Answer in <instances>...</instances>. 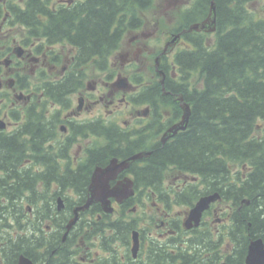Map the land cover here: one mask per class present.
<instances>
[{"label":"trees","instance_id":"1","mask_svg":"<svg viewBox=\"0 0 264 264\" xmlns=\"http://www.w3.org/2000/svg\"><path fill=\"white\" fill-rule=\"evenodd\" d=\"M152 1L24 0L23 8L14 13L15 20L31 35L43 36L49 43L63 41L75 48L72 67L80 66L83 78L84 66L92 64L100 69L107 65L126 31L142 24L139 12ZM212 1L215 31H187L181 40L184 46L172 52V62L167 65L164 60L160 65L165 70L164 88L168 93H164L159 80L142 85L136 100L156 102L152 119L132 128L116 123L83 124L81 135L95 133L102 144L90 147L77 169L55 175L60 176V189L49 188L48 178L54 173L36 172L27 165L29 143L23 136L32 133L29 124L23 122L10 134L0 132V220L14 217L18 227L25 231L19 233L17 240L4 236L1 239L5 264H14L20 253L38 260L48 256V264H66L68 257L63 255L62 247L67 244L60 242L59 237L63 220L57 215L69 213L73 205L84 202L96 165L103 166L112 157L125 158L143 150L150 154L131 164L140 165L134 170L135 194L115 211L135 212L132 209L141 204V196L150 197L160 189L168 211L172 205L191 207L200 196L214 191L223 200L232 199L234 206L220 231L205 220L200 227L184 231L178 228V220H173L175 235L157 242L147 236L146 226L139 227L142 237L150 240V259L146 264H218L222 259L227 264H244L250 239L261 237L264 241V141L258 143L253 137L255 132H264V15L259 16L251 8L256 0H191L181 10V21L172 31L178 33L204 20ZM72 75L73 72L67 75L65 83H50V92H46L49 99L63 100L67 105L70 92L77 88ZM142 79L141 74L133 77L137 83H143ZM179 97L190 106L187 126L163 143L158 139L160 132L181 117ZM167 108L169 116H165ZM258 121L263 122L262 130ZM33 142L37 145L38 139ZM243 166L250 170L240 179ZM171 169L189 174L194 180L178 190L166 185L163 181ZM64 191L72 192L75 199L63 195L66 205L57 212L55 197ZM246 197L249 205L241 206ZM23 200L29 204L26 208ZM32 206L42 214L40 220H51L54 233H39L32 238L31 230L27 232L30 223L23 221L21 214ZM100 211L97 203L86 210ZM139 219L116 218L113 222L118 225L111 227L138 228L135 224ZM147 222L153 227V218Z\"/></svg>","mask_w":264,"mask_h":264},{"label":"flooded vegetation","instance_id":"2","mask_svg":"<svg viewBox=\"0 0 264 264\" xmlns=\"http://www.w3.org/2000/svg\"><path fill=\"white\" fill-rule=\"evenodd\" d=\"M23 6L24 0H0V119L6 124L4 129H0V132L3 131L5 132L4 134H10L18 130L23 122L29 124L28 128L31 129L33 134L29 133L23 136L29 143L27 148V165L36 172L54 173L53 176L48 178L50 181L48 184L49 188L53 190L60 189L62 187V183L59 182L60 176L55 175L66 172L67 169H77L78 165L85 159L87 150L90 147L96 146V140L100 139L92 132L81 135L80 129L83 124L95 126L97 123L101 125L116 123L123 128H132L139 124H146L155 115L156 102L140 103L136 100L139 92L142 90V85L150 84L149 81L144 77L142 79L143 83L142 81L141 83H137L133 80L135 74H140L138 69H134L138 64L139 57L150 48L146 42L148 37H145V35H149V33L154 34L155 30H151L148 34H145L144 32L139 33L142 24L134 28L135 34L129 38V42L120 46L116 50L117 53L113 55V58L120 62L121 70L117 72L113 70L109 71L110 67L117 65V63L112 62V56L110 55L104 68H95L99 73L103 74V78H100L99 81H88L83 85L84 77H81V67H72L75 48L72 47L68 55L61 56L57 48L65 47L67 43L63 41L49 43L43 36L31 35L24 25L15 20L14 12L19 8H23ZM187 31H189L188 28H185L179 32V41L182 40L183 34ZM170 49L172 47L165 54H161L163 47L156 51L154 69L155 58L158 55L160 56L159 65H161L168 54L172 52ZM61 59L64 60L65 64L59 67L57 75L53 74ZM72 72V76L77 82V88L70 92L67 105L63 100L55 101L49 99L46 92H50V83H65L67 75ZM155 72L158 73L156 70ZM119 78L123 79V81H119ZM164 91V93H168L165 89ZM148 97L149 99L152 98L151 95ZM74 98L77 100L76 103L74 102ZM101 107L110 113V115L116 116L118 120L109 119L104 114H95L94 110L98 109V111H101ZM127 112L131 115V120L134 123L129 124L124 120L121 123L119 122ZM262 127L263 125L259 127V130H262ZM49 129L51 133H48ZM165 130L166 128L160 132L159 140ZM253 137L258 143L263 144L264 132H255ZM34 138L38 139L37 145L33 142ZM125 158L118 159L122 160ZM108 162L103 166H96L105 167ZM137 166L139 167L140 165L138 164ZM137 166L132 167L130 165L118 173L116 178L110 181V186L125 178H129L133 181L135 189L134 170L138 168ZM95 167L91 172L90 180ZM249 170V166H243L239 178L243 179ZM193 180L191 175L181 173L173 184L168 183L166 179L163 183L166 185L170 184L178 190ZM237 184L240 185L239 182ZM39 185L42 186L44 184L41 181ZM69 192L64 191L62 195L58 194L55 197V203H57V198L61 197L65 207L67 199L63 195L68 193L69 197L75 199L73 193ZM164 197L161 189L153 192L150 197L141 196V204L144 206V204H148L150 201V204L154 206V208H151L154 209L155 213L154 216L142 213L140 217L141 220L144 218V224L140 226L137 223L135 226H138V228L130 230L113 228L111 226L118 225L113 222L116 218L131 220V216L135 212L107 213L103 211L99 202L96 203L99 204L102 211L94 213L86 212V210L80 211L78 220L73 228L68 231L65 238L66 225L74 216L73 209L77 205H73L69 213L57 215V217L61 216L63 220V229L59 231V237L60 242H66L67 244L62 247L64 249L62 251L63 255L65 254L68 257L66 264H146V261H149L150 258L147 256L149 250L147 251L148 248L145 249L144 245L146 242L149 243L150 240L142 237L139 227L146 226V230L151 228L152 230H148L147 236L150 239H155L157 242L165 241L169 239V236L175 235L176 231L172 223L173 220H178L179 229L188 231L183 227V220L187 212L181 218L176 217L174 213L168 211L169 208L166 207L167 204ZM171 197L169 198L170 201ZM126 200L119 204L112 199V204L115 209H120ZM21 202L27 203L25 200ZM220 202L225 203L226 207L217 206L221 204ZM249 203V198L246 197L241 201V206H243L242 204L249 205ZM26 206H29V204ZM27 209H31V207ZM233 209V200H223L220 194V199L211 203L210 207L204 212L202 222L204 220L207 221L206 219L209 218L208 221L211 222V227L215 228L216 231L223 230L220 228V223L223 225L227 223L229 219L227 214L228 212H233ZM132 210H137V205ZM40 216L42 214L36 212L33 216L34 218L28 216L31 218L29 219L26 217V223L27 221L30 223V228L27 229V232L31 230L33 233L32 238L39 233L47 236L55 232L50 225L51 220L46 217L40 220ZM21 217L23 218L25 215L22 213ZM150 218L154 219L152 223L153 227H150V223L146 222ZM6 220L11 221V225H9L11 228L9 233L4 237L17 240L19 233L25 231L18 227V223L14 217H9ZM13 229L15 231H12ZM133 231H138L139 233V248L135 256L131 251ZM2 246L3 243L0 244V264H5ZM20 254L17 255V259ZM29 258L32 260V264H48L49 262L48 256L46 259L41 258L40 260ZM17 259L14 264H17ZM244 264H246L245 258Z\"/></svg>","mask_w":264,"mask_h":264},{"label":"water","instance_id":"3","mask_svg":"<svg viewBox=\"0 0 264 264\" xmlns=\"http://www.w3.org/2000/svg\"><path fill=\"white\" fill-rule=\"evenodd\" d=\"M216 29V14H215V4L212 1L207 17L201 22H195L189 25L188 30L203 31V32H214ZM180 39V33H175L164 43L163 50L161 54H165L169 47H173ZM160 56L155 58V70L159 73V82L164 90V78L165 72L162 68H159ZM123 81V79H118ZM181 101L180 107L182 109L181 119L169 126L161 136V141L164 143L169 138L173 137L179 130H183L187 126V122L190 116V106L187 102H182V97H179ZM6 126L5 122L0 119V129H4ZM150 151L143 150L137 153H133L125 159L119 160L114 157L109 160L105 167L96 166L90 183L87 189L86 201L74 207V216L69 220L66 225V232L64 238L66 237L69 230L73 228L76 221L79 218V212L90 208V206L96 202L101 204L103 211L107 213H112L114 207L112 205V199L117 203L124 202L127 198L134 195L133 181L129 178H125L115 185L110 186V181L115 179L117 174L128 168L134 161L139 160L143 157H147ZM220 199V194L214 192L211 194L202 195L198 198L195 204L187 211L186 217L183 221V226L186 229H191L193 227H198L201 222L203 212L206 211L211 203ZM64 208V203L61 197L57 198L56 209L60 211ZM133 243L131 251L135 256L139 248V233L138 231H133ZM246 264H264V242L262 238L251 239L245 256ZM17 264H32V260L24 254H20L17 259ZM220 264H227L226 262H221Z\"/></svg>","mask_w":264,"mask_h":264},{"label":"rangeland","instance_id":"4","mask_svg":"<svg viewBox=\"0 0 264 264\" xmlns=\"http://www.w3.org/2000/svg\"><path fill=\"white\" fill-rule=\"evenodd\" d=\"M190 3H191V0H153L150 6L144 8L143 10L139 12L140 17L143 19L142 26L140 27L139 33L144 32L145 34H148L151 30H155L154 34L149 33V35H145V37H148V40L146 42L149 44L150 48L146 53H143L142 56L139 57L138 64L134 67V69L136 68L139 70L140 74L143 75V77L146 80H148L149 83L154 80L158 81L160 78V76L155 72V69H154V56H155L156 51L160 50L163 47L164 42L170 37L171 34L174 33L172 31L173 28L177 27L181 21L180 19L181 10L185 6L189 5ZM250 6L259 16L264 15V0H256L253 3H251ZM134 34H135V31L132 29L126 31L121 46L129 42L128 41L129 38H131ZM140 37L142 36L140 35ZM209 40L210 41L212 40V36H209ZM183 46H184L183 41H179L178 44L174 47L172 52H174L176 49L183 47ZM71 48L72 47L66 44L65 47L64 46L60 48L58 47L57 51L60 53L61 56L68 55L69 50H71ZM172 52L169 53L168 56L164 59L167 65H169L172 62V54H173ZM115 53H117V51H115L111 56H112V62L117 63V65L115 66L113 65L112 67H110L109 71L113 70L117 72L121 70V68H120V62H118L117 59L113 58V55ZM64 64H65L64 60L61 59L60 63L58 64V67L53 72V74L57 75L59 71L58 70L59 67H61ZM83 69L85 71V76L83 78V85L88 81H91V82L93 80L99 81L100 78H103V74L99 73V71L96 70L92 64H88L84 66ZM74 102L75 103L77 102L76 98H74ZM101 108H102L101 111H98V109H95L94 113L101 114V115L104 114L109 119L116 120V121L118 120L116 116L110 115V113L106 112V110L103 107ZM168 110L169 109L167 108L165 116H169L171 114ZM85 115H87V113H85ZM131 119H132L131 115L127 112L125 116H122L119 122L121 123L124 120V121H127V123L129 124L134 123ZM257 123L259 124V127L262 126L263 124V122L261 121H258ZM96 142H97L96 143L97 145L100 143L102 144V139H97ZM82 143H84V141H82ZM179 174L181 173L177 172L174 169L168 170L166 172V181L168 183L173 184ZM220 203L221 204L217 206H220L223 208L226 207L225 203H222V202ZM27 204L28 203L23 202V207L26 208ZM151 207L154 208V206L150 204V201L148 204H144V206L143 204H137V210L131 216V218L139 217L140 219L138 220L137 223L140 224L141 226L142 224H144V218L143 220H141V217H140L142 213H145L146 215L149 214L150 216H154L155 212H154V209ZM188 209L189 207H186L183 205H172L170 211L174 213L176 217L181 218L183 217V215ZM113 213L117 214L119 212L117 210V211H114ZM35 214H36V207L32 206L31 209L24 210L23 215H25V217L23 218L21 217V218L23 221H25L26 217L34 218L33 216ZM208 219L209 218L206 219L207 222L210 224V226H212L211 222L208 221ZM147 221L148 220H146V222ZM10 222L11 221L9 220H6V221L0 220V244H1V239L3 238V236L6 235V230L11 228L9 226L11 225ZM222 225L223 224L220 223V228H222ZM148 230L150 231L152 229L149 228ZM12 231H15V230L13 229ZM144 248L145 249L148 248L147 242L145 243Z\"/></svg>","mask_w":264,"mask_h":264},{"label":"bare ground","instance_id":"5","mask_svg":"<svg viewBox=\"0 0 264 264\" xmlns=\"http://www.w3.org/2000/svg\"><path fill=\"white\" fill-rule=\"evenodd\" d=\"M179 101H180V100H179ZM160 120H161V119H160ZM164 122H165V121H164ZM162 123H163V122H162ZM167 128H168V127H167ZM167 128H166V129H167ZM10 223H11V222H10ZM8 224H9V223H8Z\"/></svg>","mask_w":264,"mask_h":264}]
</instances>
